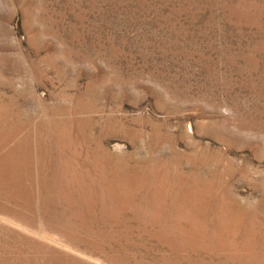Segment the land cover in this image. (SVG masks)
<instances>
[{
  "label": "rangeland",
  "instance_id": "374dc122",
  "mask_svg": "<svg viewBox=\"0 0 264 264\" xmlns=\"http://www.w3.org/2000/svg\"><path fill=\"white\" fill-rule=\"evenodd\" d=\"M0 264H264V0H0Z\"/></svg>",
  "mask_w": 264,
  "mask_h": 264
}]
</instances>
